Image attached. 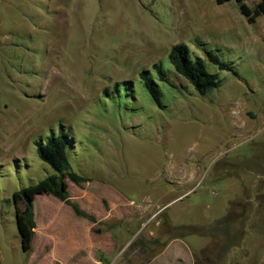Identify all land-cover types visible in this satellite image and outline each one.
I'll list each match as a JSON object with an SVG mask.
<instances>
[{"label":"rangeland","instance_id":"obj_1","mask_svg":"<svg viewBox=\"0 0 264 264\" xmlns=\"http://www.w3.org/2000/svg\"><path fill=\"white\" fill-rule=\"evenodd\" d=\"M179 43L218 75V88L202 96L175 70L169 52ZM211 51L236 74L211 63ZM143 70L163 107L142 82ZM62 130L71 168L95 191L115 187L127 199V209H113L123 218L95 219L111 250L97 254L108 264L149 256L141 253L147 236L136 232L142 220L132 216L140 206L148 215L163 207L145 226L159 234L160 250L172 236L164 229L172 214L198 227L188 240L205 244L206 264H237L233 246L248 254L252 176L264 169V15L249 24L236 1L0 0V264H34L41 255L22 248L15 193L59 175L37 142ZM67 183L71 199L82 191ZM96 198L110 210L104 196ZM66 212L53 194L37 195L39 222ZM255 244L264 248L261 237Z\"/></svg>","mask_w":264,"mask_h":264},{"label":"crops","instance_id":"obj_2","mask_svg":"<svg viewBox=\"0 0 264 264\" xmlns=\"http://www.w3.org/2000/svg\"><path fill=\"white\" fill-rule=\"evenodd\" d=\"M91 182L89 180L86 185L84 183L83 185L82 183L78 184L82 191H78L72 200L77 202L86 212L97 217L98 220L123 218L125 212L121 214V210L114 211L113 209L114 207H120L121 209L124 207V209H127L128 202L124 194L115 187H108L109 191H107V194L104 191L97 192L94 187L90 186ZM251 182L254 196L248 198L247 204V215L250 226L248 232L249 245L247 248L244 247L248 254L245 256L240 253L243 246H233V257L237 264H246V261L249 263L255 262L258 257L264 259V248L258 250L259 246L255 244V237H261L262 244L264 245V169L260 171L255 170ZM98 195H102L108 200L110 210L103 211L101 204L97 202L96 197ZM107 195L110 196L108 197ZM61 201L62 207H66V214L62 213L61 215L60 212L54 216L46 215L41 218V222L36 217L37 227L35 229L34 249L31 255L37 257L39 251L41 255L34 260V264H108V260L105 257L101 258L97 254L98 247H102L104 256L108 257L111 255L110 246H107L103 242L105 239L104 233L101 232L100 227H96L97 222L78 215L70 204L63 200ZM162 208L160 207L159 210L148 215L144 211V207L140 206L137 212L132 215H136L137 219L142 220L136 232H143L142 234L147 236L141 242L143 245L141 253L143 256L148 254L149 256L145 257L146 259L139 264H206V259H203V252L207 249L205 244L191 245L188 240L192 238L191 236L200 233L171 236L165 242L166 244H163L162 250L157 248L159 244L158 237L153 238V236L159 234H155L153 230L146 229L145 226L149 220H153L160 215ZM165 218L173 226H184L183 222L175 220L181 217L175 218L170 214L166 215ZM156 222L157 226L161 223L159 218ZM38 234L41 237L39 246L35 244ZM109 234L111 236L114 235L113 232ZM107 241L109 240L107 239ZM177 253L179 254L176 255ZM218 256V253H216L213 259L217 260Z\"/></svg>","mask_w":264,"mask_h":264},{"label":"trees","instance_id":"obj_3","mask_svg":"<svg viewBox=\"0 0 264 264\" xmlns=\"http://www.w3.org/2000/svg\"><path fill=\"white\" fill-rule=\"evenodd\" d=\"M232 1H236L241 14L246 17L249 24H255L258 18L264 15V0H258L253 8L247 4L248 0H215L218 5ZM207 55L210 62L217 65L220 70H228L236 74L232 65L223 62L212 51L208 52ZM169 61L175 70L183 75L202 96L207 95L213 89L220 86L218 75L211 74L208 71L202 58H192L191 50L185 43L176 44L171 48ZM155 67L160 73L159 79L161 81H167V78L162 73V69L157 64H155ZM140 77L150 92L153 101L158 106L163 107L162 92L153 78L150 77L148 70L141 71ZM67 143L68 135L63 130L59 135L50 136L46 142L38 141L39 156L58 171L59 175H49L37 184L24 187L15 193L17 227L22 248L27 253H31L34 248L35 229L37 227L35 199L38 194H53L57 198L70 204L78 215L93 221L96 219L93 214L83 210L70 197L67 178H70L77 184H81L89 179L78 174L71 168L67 152ZM165 221L164 229L172 236L186 233H201L198 227L194 225L173 226L166 218ZM175 231H183V233L176 234Z\"/></svg>","mask_w":264,"mask_h":264}]
</instances>
